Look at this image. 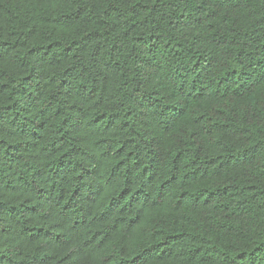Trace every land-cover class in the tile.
<instances>
[{
    "label": "trees",
    "instance_id": "1",
    "mask_svg": "<svg viewBox=\"0 0 264 264\" xmlns=\"http://www.w3.org/2000/svg\"><path fill=\"white\" fill-rule=\"evenodd\" d=\"M0 264H264V0H0Z\"/></svg>",
    "mask_w": 264,
    "mask_h": 264
}]
</instances>
